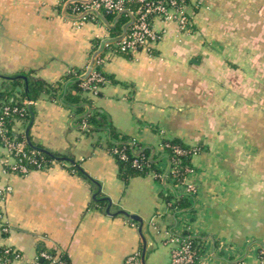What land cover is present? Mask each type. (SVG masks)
I'll use <instances>...</instances> for the list:
<instances>
[{"label": "crops", "instance_id": "1", "mask_svg": "<svg viewBox=\"0 0 264 264\" xmlns=\"http://www.w3.org/2000/svg\"><path fill=\"white\" fill-rule=\"evenodd\" d=\"M190 4L193 29L157 21L167 30L152 54L104 50L102 70L112 78L98 88L101 95H85L119 133L155 149L165 170L160 179L152 173L123 179L106 149L109 132L81 128L73 109L45 92L15 131L25 138L29 131L36 145L74 160L92 181L72 169V160L11 173L13 160L0 142V189L13 188L2 204L9 233L0 246L21 253L13 264L33 263L39 247L69 264H127L137 253H145V264H172L169 229L179 228L202 236L206 264H264V0ZM70 5L0 0V78L57 84L76 69L84 77L99 51L95 42L115 37L109 30L115 20L79 23ZM174 138L203 148L187 179L197 193L176 211L164 196L174 203L187 193L165 182L168 159L160 146Z\"/></svg>", "mask_w": 264, "mask_h": 264}, {"label": "trees", "instance_id": "2", "mask_svg": "<svg viewBox=\"0 0 264 264\" xmlns=\"http://www.w3.org/2000/svg\"><path fill=\"white\" fill-rule=\"evenodd\" d=\"M105 19L110 22L116 20V17L112 14H105ZM99 20V18H97ZM126 21V17L122 16L117 21L114 27L109 28L113 36H117L121 31L123 24ZM100 42L96 41L94 44V50L99 49ZM111 48H115V44L110 45ZM119 54L129 56L127 53ZM105 52L101 53L98 57V60H103ZM102 65H96L95 72L99 74V78L102 77L104 80L99 81L91 80L92 75L89 78L84 79L81 77V74L85 70H74L65 75L63 81H60L57 84H49L44 80L38 78H28V92L25 88L20 91L18 94V87L22 86L25 82L22 79L15 80H6L3 77L0 78V116H4L5 126L9 129L6 133L10 138H15L17 141L25 142V149L28 152L27 157L29 160H25V164L31 169L43 170L47 169L54 165L56 162L62 163V161L56 159L57 157H66L58 153H53L54 156L48 155L43 152L40 147L34 143L36 147L31 146L24 135H21L15 131L14 127L17 122H26L29 119L31 110L28 106L24 105L25 99H32L34 101L38 98L39 94L42 92L48 93L52 98L58 99L59 102L63 103L65 106L73 109L74 111V121L78 123L83 129L94 131L95 129L105 130L109 132L110 140L107 141L106 149L114 156L117 163L119 164L120 174L123 179L129 180L135 176H145L149 173L155 174L156 178L160 179V175L165 172L160 166H157L160 162V155L155 152L154 148L146 147L138 141H132L129 136L119 133L114 125L109 121L107 114L99 108H93V101L90 97L85 96L87 93L92 92L94 95H101L100 90H92V87H102L105 85L107 79H111L112 76L108 75L102 70ZM87 83L85 86L84 84ZM62 89V93L58 92ZM5 106L11 108L14 107H25V113L23 116H17V120L12 119L10 115H5L2 109ZM86 124V127L84 125ZM161 154H167L168 159V169L166 173L168 178L174 179V184L180 183L184 176L186 175V169L191 168L195 169L193 165L194 155L202 152L201 146H191L184 143L181 139H163L161 142ZM175 148L185 151L184 154H177ZM34 152V154H32ZM69 158V157H68ZM35 160L37 163H33ZM72 169L77 170L84 177L92 181V178L80 168L79 164L72 160ZM178 162L176 173L171 172V169L176 166ZM9 170V168H7ZM173 195L164 196L166 202L176 211L180 208H186L189 206L190 196L187 194H182L175 197V202L171 203ZM177 219V216H176ZM170 232H173V229H169ZM4 236H8V233H3ZM180 237H185L190 239L193 244L196 246L197 250L202 249L204 240L202 236H195L192 232L185 230L182 231ZM7 246H0V264H12L13 260L16 257V254L12 251H7ZM47 251L51 254H55V251L46 249L44 247H39L38 254ZM63 259L66 264H69L68 258L63 255ZM35 264V263H30ZM37 264H49V260L43 258L42 256L38 257Z\"/></svg>", "mask_w": 264, "mask_h": 264}, {"label": "built area", "instance_id": "3", "mask_svg": "<svg viewBox=\"0 0 264 264\" xmlns=\"http://www.w3.org/2000/svg\"><path fill=\"white\" fill-rule=\"evenodd\" d=\"M71 13L77 18L79 23H84L88 20L101 19L100 16L105 14H112L116 17V21L122 17H126L124 27L128 25L127 32L122 31L115 37L109 39V41L102 42L99 50L103 52L109 49L114 53H127L129 56H134L139 52L145 51L152 54L156 46L162 41L167 26L162 29H157L156 22L160 21L165 25L176 24L178 28L188 33L193 29V15L190 11V0H71L70 5ZM115 39H118L115 41ZM115 44V48H111L110 45ZM99 57V56H98ZM98 57L93 64L91 80L103 81L102 77L99 78V74L95 72L96 65L103 64L104 60H98ZM89 75V77H90ZM88 77V78H89ZM85 86L87 83L84 84ZM99 87H92V90H98ZM29 100H24V105L28 106ZM33 103V101H32ZM2 111L5 115H10L12 119L17 120V116H23L25 113V107L5 106ZM9 129L5 126L4 116H0V142L10 152V158L12 163H8L7 168L9 172L18 175H27L32 170L25 164V160H29L27 157L28 152L25 149L24 141H17L15 138H10L7 135ZM177 154H184L185 151L175 148ZM34 154V152H32ZM33 163L37 161L33 160ZM176 166L171 169V172L176 173ZM194 172V169L187 168L186 175L180 183L174 184V179L170 178L168 182V175L165 177V182L171 184L176 189L182 188L189 196L194 197L197 193V186L192 183H188L187 179L190 174ZM162 175H160L161 177ZM170 186V185H169ZM13 191L11 186H7L0 189V242H2L7 236L3 233H9V226L4 220V214L2 204L6 200L7 196ZM173 203V202H172ZM171 209V207H170ZM172 211L174 210L171 209ZM179 225L182 228L188 226L187 220L180 217ZM180 229V228H179ZM173 230L169 231V243L174 244V248L171 254L172 264H206V252L202 247L197 250L193 242L185 237H180L182 232ZM7 251H12L16 254L15 260L21 258V253L12 247L7 246ZM42 256L49 260V264H66L63 259V255L59 253L51 254L47 251H43L37 255L36 260L33 262L37 264L38 257ZM1 259V258H0ZM127 264H144L143 257L140 253L134 254L127 259Z\"/></svg>", "mask_w": 264, "mask_h": 264}, {"label": "water", "instance_id": "4", "mask_svg": "<svg viewBox=\"0 0 264 264\" xmlns=\"http://www.w3.org/2000/svg\"><path fill=\"white\" fill-rule=\"evenodd\" d=\"M100 18L103 19V20H105V17H104V16H100ZM127 29H128V25H126V26L124 27L123 32L126 33V32H127ZM117 40H118V39H115V41H117ZM100 52H101V51L99 50V51H97V53L94 55L93 60H92V63H91V65H90V67L88 68V71L86 72V74H85L84 77H83L84 79H87V78L89 77V75H90V73H91V71H92V68H93V64L95 63V60H96V58L99 56ZM5 78H6V79H9V80H15V79H22V80H24V82H25V90H26V92H28V78H27L25 75L8 76V77H5ZM28 100H29L28 107H29V109H31V106H32V99L29 98ZM26 138H27L28 143H29L31 146L36 147V146L34 145V143L32 142L31 138H30L29 131L26 132ZM41 150H42L43 152L47 153L48 155L54 156V155L52 154V152L49 151L48 149L42 148ZM55 157H56V159H58V160H60V161H71V160H72V159H70V158H68V157H57V156H55ZM95 183H97V182H95ZM98 185H99V184H98ZM170 187H171L173 190L176 191V188H175L174 186L170 185ZM105 200L108 202L107 211H108V213H110L111 199L106 198ZM119 213H120V214H124V215H126L127 217L132 218V219H134V220L141 221V219H140V217H139L138 215L128 213V212L125 211V210H120ZM143 262H144V264H145V253H144V255H143Z\"/></svg>", "mask_w": 264, "mask_h": 264}]
</instances>
